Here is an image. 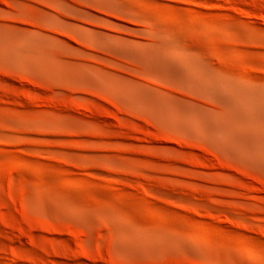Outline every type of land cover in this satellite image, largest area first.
I'll return each mask as SVG.
<instances>
[{
	"label": "rangeland",
	"instance_id": "374dc122",
	"mask_svg": "<svg viewBox=\"0 0 264 264\" xmlns=\"http://www.w3.org/2000/svg\"><path fill=\"white\" fill-rule=\"evenodd\" d=\"M0 264H264V0H0Z\"/></svg>",
	"mask_w": 264,
	"mask_h": 264
}]
</instances>
